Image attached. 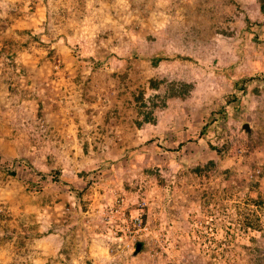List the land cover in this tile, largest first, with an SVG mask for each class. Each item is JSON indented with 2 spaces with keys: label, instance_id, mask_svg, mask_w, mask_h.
Instances as JSON below:
<instances>
[{
  "label": "rangeland",
  "instance_id": "obj_1",
  "mask_svg": "<svg viewBox=\"0 0 264 264\" xmlns=\"http://www.w3.org/2000/svg\"><path fill=\"white\" fill-rule=\"evenodd\" d=\"M0 264H264L258 0H0Z\"/></svg>",
  "mask_w": 264,
  "mask_h": 264
},
{
  "label": "trees",
  "instance_id": "obj_2",
  "mask_svg": "<svg viewBox=\"0 0 264 264\" xmlns=\"http://www.w3.org/2000/svg\"><path fill=\"white\" fill-rule=\"evenodd\" d=\"M259 1V10L264 13V0H258ZM138 32H141L140 30H138ZM142 34V33H141ZM143 36V34H142ZM149 37H152L153 36L151 34H148ZM257 44H260L261 42H259L258 40L256 41ZM159 54V53H158ZM157 56V57H156ZM154 58V60L158 59V60H161V58H163V56H161L160 54L159 55H156ZM165 57V56H164ZM168 57V56H167ZM166 58V57H165ZM169 58V57H168ZM170 58H176V59H181L182 56H180L179 54H171ZM89 59H92V57L90 56ZM167 59V58H166ZM157 61V60H156ZM256 73V74H255ZM254 74L255 75H258L257 72H255ZM253 74V75H254ZM240 79H244V78H240ZM249 79V78H248ZM241 80V82H242ZM149 85L152 87V88H156L157 86V82L154 81L153 79H150L149 81ZM243 87V86H241ZM256 91V88H254V92ZM171 94H174L175 92L171 91L170 92ZM141 95V94H140ZM140 95L138 97H140ZM234 100V94H228V97H227V101H232ZM145 119V118H144ZM136 125H139V121H136ZM209 127L212 129L211 131H213V129H215V124H212V120L209 122ZM205 132V130L203 131L200 130L198 132V137H203L204 135H202L203 133ZM208 131H206L207 133ZM213 133V132H212ZM204 139H206L207 141V145H208V148L210 149V151H213L216 158L219 159L220 157V153L222 152V149L223 148H220L218 147L215 142H213L212 140H209V137L208 136H204ZM213 162L210 160L208 162V164H212ZM6 173L8 174H11V175H14L13 171L11 170H5ZM43 177H45V175H42ZM249 201L251 204L253 205H256V206H261L262 202H263V198H262V195H257L256 198H253V197H250L249 198ZM238 220V223H239V227L242 231H246L248 228H254L256 230H259L261 229V226H260V223H259V219L258 217L256 216V214L254 213L253 210H251V212L249 211H242V213L239 215V217L237 218ZM140 245H142V242H140Z\"/></svg>",
  "mask_w": 264,
  "mask_h": 264
},
{
  "label": "water",
  "instance_id": "obj_3",
  "mask_svg": "<svg viewBox=\"0 0 264 264\" xmlns=\"http://www.w3.org/2000/svg\"><path fill=\"white\" fill-rule=\"evenodd\" d=\"M242 128H243L244 130H246V131L249 130V127H248V124H247V123H244V124L242 125ZM139 247H140V243H136V244H135V250H138Z\"/></svg>",
  "mask_w": 264,
  "mask_h": 264
},
{
  "label": "built area",
  "instance_id": "obj_4",
  "mask_svg": "<svg viewBox=\"0 0 264 264\" xmlns=\"http://www.w3.org/2000/svg\"><path fill=\"white\" fill-rule=\"evenodd\" d=\"M135 222L139 224V219L135 217Z\"/></svg>",
  "mask_w": 264,
  "mask_h": 264
}]
</instances>
